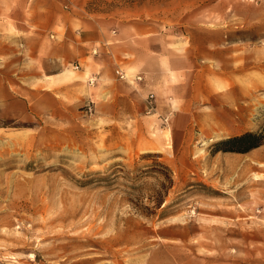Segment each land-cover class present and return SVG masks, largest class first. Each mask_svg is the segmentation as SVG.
Masks as SVG:
<instances>
[{"label": "rangeland", "instance_id": "obj_1", "mask_svg": "<svg viewBox=\"0 0 264 264\" xmlns=\"http://www.w3.org/2000/svg\"><path fill=\"white\" fill-rule=\"evenodd\" d=\"M15 2L0 0L18 100L3 115L0 97V264H264V141L224 143L264 135V0H28L27 33ZM68 13L126 33L108 55L129 82L159 53L175 89L157 111L90 84L84 58L58 75Z\"/></svg>", "mask_w": 264, "mask_h": 264}, {"label": "crops", "instance_id": "obj_2", "mask_svg": "<svg viewBox=\"0 0 264 264\" xmlns=\"http://www.w3.org/2000/svg\"><path fill=\"white\" fill-rule=\"evenodd\" d=\"M14 6L20 7V10H16L14 16V22L18 26V31L22 30L23 33H27L28 26L31 20L34 19L36 22L37 18L40 22L41 13L38 9H34L33 18H31L26 7H30L28 0H16ZM35 3H34V5ZM16 18L18 20H16ZM79 20L75 18L71 13L65 14V17L61 20L58 19V75L66 68V66L78 62L80 58H84L90 63L89 70L92 78L95 79V86H101L108 91V96L114 101L133 103L142 107L144 111L147 110V97L149 94H153L154 100V111H157L158 102L165 103V96H169L175 87L170 84L167 80L169 77L168 71L162 68V58L159 53H156V57H152L151 67L142 66L141 74H136L135 76H140V80L128 81L120 80L115 73L116 69H120L126 74L125 68L120 65H115L113 58L108 55L115 49H119L121 52L128 51L129 39L126 37V33L119 32L115 34L112 31V35L107 31L106 27L102 24L92 23L90 21H84V23L89 26L87 29H77ZM125 32V31H124ZM115 37V38H114ZM26 38V37H24ZM29 38V37H28ZM0 54L6 52V50H14V44L10 43L1 45ZM92 50V55L90 54ZM156 50H159L157 47ZM38 57V62L40 67L45 65V58L42 56L41 50H34ZM158 52V51H157ZM160 56V57H159ZM58 75L56 78H47L45 87L51 86L54 89H58ZM133 77V78H134ZM164 79H166L164 81ZM140 81V82H137ZM132 84H137V87H133ZM147 93V94H146ZM146 94V95H145ZM0 97H7V109L5 111V106L1 113L12 114L13 108L18 100L14 98L15 96L9 92L8 89L4 88V85H0ZM5 113V114H4ZM1 114V116H2ZM156 114V113H155ZM159 114V113H158ZM160 116V115H159ZM164 115L160 116V124H163L162 119Z\"/></svg>", "mask_w": 264, "mask_h": 264}, {"label": "trees", "instance_id": "obj_3", "mask_svg": "<svg viewBox=\"0 0 264 264\" xmlns=\"http://www.w3.org/2000/svg\"><path fill=\"white\" fill-rule=\"evenodd\" d=\"M264 141V135L262 134H254V133H245L240 136L232 137L226 139L224 143L233 144L237 146L248 145L246 148H237V152H246L250 149L256 148L262 144Z\"/></svg>", "mask_w": 264, "mask_h": 264}, {"label": "built area", "instance_id": "obj_4", "mask_svg": "<svg viewBox=\"0 0 264 264\" xmlns=\"http://www.w3.org/2000/svg\"><path fill=\"white\" fill-rule=\"evenodd\" d=\"M66 7V6H65ZM78 67H79V65L78 64H75L74 66H73V68L74 69H78ZM115 74H116V76L120 79V80H127L128 79V77L126 76V74L123 72V71H121L120 69H116L115 70ZM141 78H140V76H135L134 78H133V81H136V80H140ZM89 83L90 84H94L95 83V79L94 78H91V80H89ZM153 100H154V96H153V94H149L148 95V97H147V105H148V112H151L152 110H154V104H153ZM86 110H88L89 112L91 111V108L90 107H86ZM167 120L166 119H164V121L163 122H166Z\"/></svg>", "mask_w": 264, "mask_h": 264}]
</instances>
